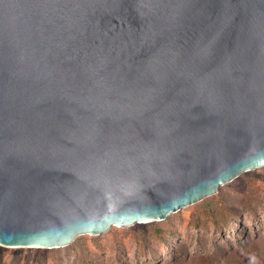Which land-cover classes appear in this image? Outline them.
Returning <instances> with one entry per match:
<instances>
[{
    "label": "water",
    "instance_id": "obj_1",
    "mask_svg": "<svg viewBox=\"0 0 264 264\" xmlns=\"http://www.w3.org/2000/svg\"><path fill=\"white\" fill-rule=\"evenodd\" d=\"M264 166V0H0V245L162 220Z\"/></svg>",
    "mask_w": 264,
    "mask_h": 264
},
{
    "label": "rangeland",
    "instance_id": "obj_2",
    "mask_svg": "<svg viewBox=\"0 0 264 264\" xmlns=\"http://www.w3.org/2000/svg\"><path fill=\"white\" fill-rule=\"evenodd\" d=\"M0 264H264V166L162 220L59 247L0 245Z\"/></svg>",
    "mask_w": 264,
    "mask_h": 264
}]
</instances>
